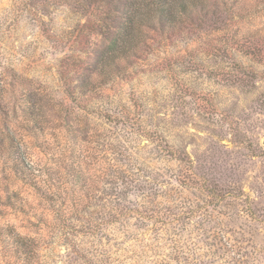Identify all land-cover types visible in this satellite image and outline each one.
I'll return each instance as SVG.
<instances>
[{"label": "rangeland", "instance_id": "1", "mask_svg": "<svg viewBox=\"0 0 264 264\" xmlns=\"http://www.w3.org/2000/svg\"><path fill=\"white\" fill-rule=\"evenodd\" d=\"M155 4L0 0V264H264V0Z\"/></svg>", "mask_w": 264, "mask_h": 264}, {"label": "trees", "instance_id": "2", "mask_svg": "<svg viewBox=\"0 0 264 264\" xmlns=\"http://www.w3.org/2000/svg\"><path fill=\"white\" fill-rule=\"evenodd\" d=\"M155 2H156L155 7L158 6V8L157 9H154V8L151 9L153 11V13L157 12V11L160 12V14L166 13V19H168V17L171 15V9L170 8L172 7V5H169L170 0H155ZM149 12H150V10H149ZM124 14L125 15L128 14V16H129V12H126ZM125 15L124 16L122 15V17H119V18H121V19L126 18Z\"/></svg>", "mask_w": 264, "mask_h": 264}]
</instances>
